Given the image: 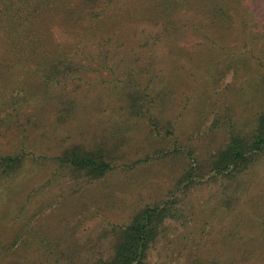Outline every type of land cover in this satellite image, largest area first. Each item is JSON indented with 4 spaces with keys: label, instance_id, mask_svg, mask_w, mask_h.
Instances as JSON below:
<instances>
[{
    "label": "trees",
    "instance_id": "trees-1",
    "mask_svg": "<svg viewBox=\"0 0 264 264\" xmlns=\"http://www.w3.org/2000/svg\"><path fill=\"white\" fill-rule=\"evenodd\" d=\"M223 55L231 59L209 78L214 90L247 67L240 58L256 67L246 121L240 124L225 108L226 121L215 119L207 130L228 127L224 143L202 159L192 146L175 149L185 167L165 199L136 207L124 224H111L84 249H48V264H264V190L255 187L264 165V0H0V131L15 128L23 139L17 149L0 145V195L19 191L14 183L23 168L42 160L101 182L118 169L132 124L179 145V118L202 100L191 97L197 72ZM84 86L89 94L79 100ZM93 88L101 93L92 96ZM179 96L186 97L181 106ZM81 104H92L106 120L108 136L65 144L53 156L28 147L24 134L39 126L35 118L53 107L62 125ZM213 184L223 205L199 214L192 196ZM243 198L260 214L233 215ZM226 215L234 220L223 235V253L206 237L212 218ZM16 246L0 237V264H27Z\"/></svg>",
    "mask_w": 264,
    "mask_h": 264
},
{
    "label": "rangeland",
    "instance_id": "rangeland-1",
    "mask_svg": "<svg viewBox=\"0 0 264 264\" xmlns=\"http://www.w3.org/2000/svg\"><path fill=\"white\" fill-rule=\"evenodd\" d=\"M227 59L231 58L227 55L219 56L213 65L197 72V91L195 96L191 97L193 100L201 97L202 100L199 103V100L196 101L191 108L189 106L184 112L185 115L179 118V137L182 141L179 145L174 146L173 142L148 135L149 130L145 124H132L130 130L126 131L132 142L119 153L121 162L118 169L101 182H89L70 168L58 169L57 165L43 160L39 163H27L21 177L14 183L17 184L15 190L19 191H15V194L0 195V237L5 242H16V247L20 248L19 255L28 260L27 264H48L51 259L48 249H84L90 244L89 241L97 243L103 230L111 224H124L136 207L165 199L167 190L173 186L185 167L175 149L180 147L184 150L192 146L197 148L195 156L199 158L208 148L218 147L225 142L228 127L220 125L211 133L207 131L215 119L226 121L225 108L233 109L238 122H245L248 117L247 102L254 91L256 67L253 64L250 66L245 58H240L247 67L240 71L235 80L232 79V74H229L221 82L220 88L214 90L209 78L219 73ZM227 85L230 87L227 88ZM76 86V83H72L70 88ZM89 90H92V96L101 93L97 88ZM79 94L80 96L76 94L79 100L81 96L88 95L87 87L81 88ZM180 99L181 96L177 97L175 103L181 106L186 97L182 101ZM81 105L77 116L62 125H56V112L53 107L48 108L40 118H35L39 126L24 134L28 147L37 155L53 156L57 155L65 144H84L108 136L110 127L106 126V120L103 122L97 110L93 111L92 104L88 109ZM33 112V108L29 107L28 113ZM199 128L201 130H198ZM16 136L15 128L2 129L0 145L11 150L17 149L20 146L18 143L23 139ZM168 150L171 153L166 152ZM141 159L144 161L137 164L136 168L128 166V163L133 164ZM256 177L258 183L255 187L257 190H264L263 164L257 168ZM218 186L213 184L194 192L192 201L199 214L201 211L221 209L223 199H217ZM244 198L240 200L241 204L233 215L236 216L241 211L246 214L255 213L254 216L260 214L261 210L254 207L252 209L250 198ZM233 220V216H214L207 230L206 239H211L210 245L212 243L221 248L223 253L226 249L223 235L232 228ZM246 220L250 218L246 217ZM254 225L255 235H259L261 227L256 221ZM106 242L108 243V240ZM250 247L252 250L257 249L255 244ZM230 256L235 257L227 252V257Z\"/></svg>",
    "mask_w": 264,
    "mask_h": 264
}]
</instances>
